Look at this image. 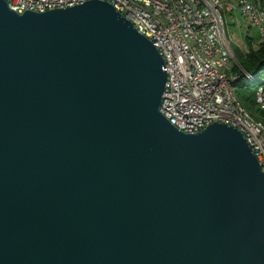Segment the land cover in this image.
I'll list each match as a JSON object with an SVG mask.
<instances>
[{"label":"water","instance_id":"water-1","mask_svg":"<svg viewBox=\"0 0 264 264\" xmlns=\"http://www.w3.org/2000/svg\"><path fill=\"white\" fill-rule=\"evenodd\" d=\"M165 82L105 0H0V264H264L253 149L222 121L178 129Z\"/></svg>","mask_w":264,"mask_h":264},{"label":"built area","instance_id":"built-area-1","mask_svg":"<svg viewBox=\"0 0 264 264\" xmlns=\"http://www.w3.org/2000/svg\"><path fill=\"white\" fill-rule=\"evenodd\" d=\"M68 1L75 0H12L14 10L18 13H22L26 9L43 11V7L66 6ZM111 1L117 4V10L120 13L133 24L141 27L142 34L159 43L161 50L165 53L166 82L163 93H166V103L161 108V112L166 114L172 124L184 123L185 127L198 128L199 124L211 123L206 122L208 112H216V118H230L223 103V96H228V85L231 80L222 79V88L219 91H212L213 76L221 77V75L213 74V66L198 64L197 57H192L189 54L187 46L186 49L178 48V43H175L174 24H160L156 14H148L147 11L140 8V4H125L123 0ZM152 1L157 4V11H165L170 16H177L178 23H184L188 32L193 33L188 24V13L182 8L181 3L166 5L159 0ZM198 1L207 3L210 8L211 20L222 32L224 45H233L234 53L236 40L227 27L230 21L234 24L232 11L224 9L222 6H214L207 0ZM244 5L248 21L251 16H248L247 3L244 2ZM200 19L204 18L200 17ZM251 26L256 27L258 33L264 32V13H262L261 23H255ZM198 38L200 42H205L208 46L214 47L210 42V35H198ZM226 56H230V54H226ZM184 61H192L191 71H183ZM189 85H196L197 89H204V97L190 96ZM242 132H246V130H242ZM250 140L254 142L257 159L264 171V153L259 152L258 142L255 141V138L250 136Z\"/></svg>","mask_w":264,"mask_h":264},{"label":"bare ground","instance_id":"bare-ground-1","mask_svg":"<svg viewBox=\"0 0 264 264\" xmlns=\"http://www.w3.org/2000/svg\"><path fill=\"white\" fill-rule=\"evenodd\" d=\"M11 8L14 9L12 0H6ZM85 0L68 1L66 6L74 5ZM111 3L116 9L117 4L111 0H105ZM125 4H140V8L147 11L148 14H156L157 20L160 24H174L175 30V43H178L179 49H186L192 57H197L198 64H207L213 66V74L221 75L213 76L212 91H219L222 88V79L231 80L228 85V96H223V103L225 109L228 110L230 118H216V112H208L206 115V122L222 121L232 124L239 129L246 130L243 134L246 140L253 149L256 157L257 150L254 147V142L250 140V136L255 138L258 142V150L260 153H264V120H256L250 114V112L243 106L242 101L239 99L235 92L233 80L237 79L238 73L234 72V64H236L235 51L233 53V45H224L222 38V32L217 25L211 20L210 8L205 1L198 0H159L166 5H174V3H181L182 8L188 13V24L191 26L192 32H188L184 23H178L177 16H170L165 11H157V4L152 0H123ZM214 6H222L224 9H230L232 11V18L234 19L235 10L239 9L241 15L246 18L245 5L247 3L249 25H255V23H261L262 13H264V0H207ZM65 7V6H51L43 7V11L46 9ZM198 13H197V12ZM199 14V15H198ZM204 19H200V17ZM132 22V21H131ZM236 22V21H235ZM239 23V19H237ZM133 23V22H132ZM135 28L141 33V27L137 24H133ZM210 35V42L214 47H210L205 42H200L198 35ZM260 38L264 39V32L259 33ZM153 44L158 48L160 54L163 57L164 64H166L165 53L161 50L159 43L155 40H151ZM244 53L249 51V46L246 44L243 49ZM230 56H226V54ZM239 63V62H238ZM192 61H184L183 71H191ZM243 69V68H241ZM189 95L196 97H204V89H197L196 85H189ZM255 99L260 106V109L264 111V84L259 85ZM166 103V93L162 94V101L160 110ZM166 118V114L162 113ZM178 129L185 132H196L208 124H199V127H185L184 123L174 124ZM241 130V131H242Z\"/></svg>","mask_w":264,"mask_h":264},{"label":"trees","instance_id":"trees-1","mask_svg":"<svg viewBox=\"0 0 264 264\" xmlns=\"http://www.w3.org/2000/svg\"><path fill=\"white\" fill-rule=\"evenodd\" d=\"M247 39V45L249 44L250 49L245 56L239 58L240 63L233 68L234 72L240 74L238 79L233 80V84L241 81L240 96L245 101L248 99L253 104H256V90L259 85L264 84V40H260L259 38L256 40L255 46L252 43L251 37H247ZM240 67L243 69L240 70ZM261 112L263 113L262 120H264V111L261 110Z\"/></svg>","mask_w":264,"mask_h":264},{"label":"rangeland","instance_id":"rangeland-1","mask_svg":"<svg viewBox=\"0 0 264 264\" xmlns=\"http://www.w3.org/2000/svg\"><path fill=\"white\" fill-rule=\"evenodd\" d=\"M234 17H235L233 19L234 24L231 23V21H230L227 27H228V31L231 32V34L234 36V38L236 40L234 43V51H235L236 60H237L236 64H234V67H235L240 63L239 58H242L243 56L246 55V53H244L243 49H244V46L248 42V39L246 38L247 32H249L251 34L252 38L255 40V43L253 44L255 46L257 43L256 40H258L260 38L259 37L260 34L258 33V29L256 27H253V26L250 27L248 21L246 20L245 17H243L241 15L239 9L235 10ZM237 19H239V21H240L239 23L237 22ZM260 40H264V39L260 38ZM249 49H250V47H249ZM239 69L241 70V67ZM247 77H248V75H247ZM240 85H241V81L235 82L234 89H235V92L238 95L239 99L242 101V104H244L243 106L250 112V114L256 120L263 119V113L259 109L260 108L259 104L258 103L253 104L252 101L248 100V99L245 101L240 96V93H239L240 89H241Z\"/></svg>","mask_w":264,"mask_h":264},{"label":"crops","instance_id":"crops-1","mask_svg":"<svg viewBox=\"0 0 264 264\" xmlns=\"http://www.w3.org/2000/svg\"><path fill=\"white\" fill-rule=\"evenodd\" d=\"M258 36H259V35H258ZM247 37H249V38L251 37V40H253L252 43H253V44L255 43V40L252 38V36H251V34H250L249 32H247V34H246V38H247Z\"/></svg>","mask_w":264,"mask_h":264}]
</instances>
